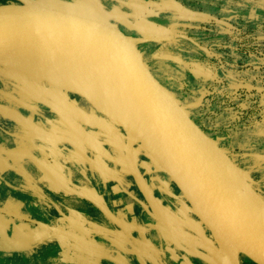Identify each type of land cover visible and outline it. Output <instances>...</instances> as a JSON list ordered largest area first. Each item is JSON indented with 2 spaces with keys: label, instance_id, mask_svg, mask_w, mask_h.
<instances>
[{
  "label": "flooded vegetation",
  "instance_id": "obj_1",
  "mask_svg": "<svg viewBox=\"0 0 264 264\" xmlns=\"http://www.w3.org/2000/svg\"><path fill=\"white\" fill-rule=\"evenodd\" d=\"M19 3V0H0V4ZM119 26L123 32H128L125 25ZM41 81L49 83L44 79ZM49 85L57 90L65 89L52 83ZM58 92H45L44 100L38 102L40 108L30 105L28 122L11 117L8 112L12 108L5 101L8 97L0 92V158L1 146L5 142L2 138H14L17 149L15 172L22 171L18 164L23 166L24 163L26 166L22 169L29 179L39 181L38 176L44 175L61 197L76 196L82 205L90 207V211L83 213L69 208V213L74 214L70 216L66 214L67 206L61 198L45 194L37 187L31 189L30 195L40 202L44 199L49 216L42 219L41 225H35L31 221L34 218L24 208L19 213L15 208V235L18 233L24 239L32 237V227L23 230L22 224L19 225L24 222L33 228L38 227L40 232L47 231V238L57 237L69 247L83 252L97 248L128 264H219L203 249L171 234L153 216L152 205H158L170 223L182 233L205 242L206 237L212 238L202 217L154 157L140 145H133L129 154L139 172L136 176L129 162L124 127L98 112L78 93L72 90L68 94ZM28 128L49 130L64 138H25ZM72 171L86 186L71 182ZM67 183L69 195L63 190ZM144 191L150 197L149 201ZM120 199L122 203H119ZM29 201L30 206H41L40 202ZM98 225L111 228L116 236L102 234L104 229ZM18 241L15 238V244ZM97 257L108 264H117ZM243 257L244 254L240 253V263L248 264Z\"/></svg>",
  "mask_w": 264,
  "mask_h": 264
},
{
  "label": "water",
  "instance_id": "obj_2",
  "mask_svg": "<svg viewBox=\"0 0 264 264\" xmlns=\"http://www.w3.org/2000/svg\"><path fill=\"white\" fill-rule=\"evenodd\" d=\"M19 1V4H0V52L27 38L26 33L30 29L53 31L66 35L72 41L97 44L104 50L113 59L116 86L125 89L141 117L138 136L128 140V154L133 145L138 144L152 155L202 217L212 238L206 237L205 242L182 233L170 223L158 205H152L153 216L157 221L177 238L206 251L219 264H230V251L243 253L255 263L264 264V241L235 220L225 207L230 203L239 207L238 198L227 192L229 186L226 181L209 174L208 161L211 160V154L220 151L239 174L244 176L243 173L229 154L191 118L174 94L153 75L137 50L134 39L97 10V0H90L92 5L86 0L85 5L74 3L65 7L44 5L33 0ZM175 37L199 45L188 35L172 31H169L168 36L150 37V40H169ZM26 132L25 138H64L49 130L28 128ZM129 162L135 170L134 174L139 176L130 154ZM251 191L253 196L264 199L253 186ZM76 193L91 200L79 191ZM147 198L149 201L150 197ZM31 221L40 222L35 219ZM98 226L104 229L102 234L116 236L112 234L111 228ZM45 238V235L41 236L37 242ZM91 253L117 264H128L97 248ZM236 264H241L239 257Z\"/></svg>",
  "mask_w": 264,
  "mask_h": 264
},
{
  "label": "crops",
  "instance_id": "obj_3",
  "mask_svg": "<svg viewBox=\"0 0 264 264\" xmlns=\"http://www.w3.org/2000/svg\"><path fill=\"white\" fill-rule=\"evenodd\" d=\"M71 2V0H44V5L65 7L74 3L86 4V0ZM96 7L94 8L103 12L106 18L120 30L119 25H125L128 30L126 34L131 35L133 39H136L140 30L147 25L155 32H189L192 35H199L198 37L202 39L207 34H216L219 38L236 34L239 39L252 37L259 44L264 45V0H97ZM182 68L188 69V79L196 80L203 85L214 84L222 75L218 66L204 58H189ZM242 125L244 124H241V127H238L239 130L233 133L235 138L233 146L230 145V137L233 134L227 136L217 134L224 144V149L228 152L230 149L234 150L235 156H240V159H244L250 153L260 156V153H264V118L249 127H242ZM2 139L5 142L1 146L2 157L0 158V205L6 207L9 212H0V264L76 263L80 256H85L83 260H89L90 256L96 258L94 254L83 252L76 247H69L54 236L46 237L47 239L41 242L32 241L37 234L43 235L45 232H40L38 227L33 228V225L19 222V220L23 230L32 227L33 237L24 239L18 233L15 235V208L18 213L24 208L31 217L41 222L49 216L44 199L40 202L37 197L31 196V189L40 187L45 194L61 198L60 200L67 206L66 214L71 211L69 208L86 213L90 211V207L86 208L82 205L76 196L61 197L44 175L40 177L35 173L39 181L29 179L25 170L22 169L26 166L24 163L23 166L18 164L22 171L15 172V151L17 150L15 139L10 137ZM71 174L72 183L86 186L73 171ZM262 179L258 177V181L254 182L261 184ZM259 187L262 188L261 185ZM63 190L69 195V183L63 185ZM29 200L40 202L41 206L34 204L30 206ZM122 202L123 200L120 199L119 203ZM69 214L74 216L72 213ZM32 223L41 225L36 221ZM15 238L19 240L17 244H15Z\"/></svg>",
  "mask_w": 264,
  "mask_h": 264
},
{
  "label": "rangeland",
  "instance_id": "obj_4",
  "mask_svg": "<svg viewBox=\"0 0 264 264\" xmlns=\"http://www.w3.org/2000/svg\"><path fill=\"white\" fill-rule=\"evenodd\" d=\"M33 1L44 4V0ZM71 1L73 3L75 0ZM88 3L92 5L90 0ZM142 29L134 41L150 71L174 94L191 118L223 149L224 144L218 133L223 136L232 135L239 130L241 124H244L242 127H249L264 118L263 44H259L252 37L239 39L236 34L231 37L228 35L227 38L207 34L202 39L198 37L199 35L178 31L172 32L188 35L200 46L182 37L150 40V37L168 36L169 32H155L147 25ZM193 57L207 59L219 67L222 75L214 84L203 85L196 80L188 79V69L182 66ZM28 74L0 65V92L8 97L5 101L9 104L6 105L12 108L8 113L11 117L25 122H28L30 117V105L34 104L40 108L38 102L40 99L44 100L45 92L59 91L58 93L67 94L70 92L66 88L57 90L49 85V83L56 85L55 83L44 79L49 82L45 84L41 81L42 78ZM94 108L99 112L96 107ZM233 136L234 134L230 137L231 146L235 142ZM226 152L251 182L253 188L264 198V153H260V156L250 153L249 156L240 159V156H235L234 150ZM165 173L168 174L166 171ZM258 177L263 178L261 184L254 182L258 181ZM0 207L4 213L9 212L6 207ZM46 233L42 236H47ZM39 235L37 234L32 241L38 240L41 237ZM84 257L80 256L76 263L35 264H108L106 260L97 256H94L96 258L90 256L89 260H83ZM243 259L248 264L254 262L246 255Z\"/></svg>",
  "mask_w": 264,
  "mask_h": 264
},
{
  "label": "bare ground",
  "instance_id": "obj_5",
  "mask_svg": "<svg viewBox=\"0 0 264 264\" xmlns=\"http://www.w3.org/2000/svg\"><path fill=\"white\" fill-rule=\"evenodd\" d=\"M28 31V30H27ZM27 38L0 52V65L48 80L87 99L113 122L127 129V139L138 136L141 117L129 94L117 87L113 59L97 44L72 41L66 35L42 29H30ZM209 174L228 183L227 192L238 198L227 204L231 215L264 241V199L251 191V182L228 163L220 151L211 154ZM240 257L230 251L228 260L236 264Z\"/></svg>",
  "mask_w": 264,
  "mask_h": 264
}]
</instances>
